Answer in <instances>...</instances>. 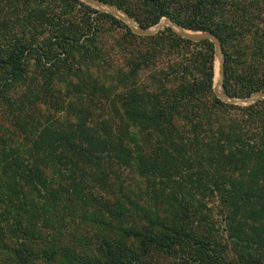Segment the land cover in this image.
I'll list each match as a JSON object with an SVG mask.
<instances>
[{"label":"trees","instance_id":"1","mask_svg":"<svg viewBox=\"0 0 264 264\" xmlns=\"http://www.w3.org/2000/svg\"><path fill=\"white\" fill-rule=\"evenodd\" d=\"M99 1L142 30L214 35L223 93L264 91V0ZM213 85L208 40L139 36L80 0H0V264H264V100ZM66 218L89 229L69 240Z\"/></svg>","mask_w":264,"mask_h":264},{"label":"rangeland","instance_id":"2","mask_svg":"<svg viewBox=\"0 0 264 264\" xmlns=\"http://www.w3.org/2000/svg\"><path fill=\"white\" fill-rule=\"evenodd\" d=\"M81 1V0H80ZM82 2V1H81ZM82 3H84V2H82ZM85 4V3H84ZM85 5H87V4H85ZM87 6H89L92 10H94V11H96V12H99V13H105V14H109V15H111V16H113L116 20H118V21H120V22H122V23H124L125 25H127L128 26V24L126 23V22H124V21H122L119 17H117V16H115V15H113L112 13H111V9H109V8H97V7H95V6H91V5H87ZM119 10V9H118ZM120 11V10H119ZM120 12H122V11H120ZM119 12V14L122 16V17H124L125 18V16L122 14V13H124V12H122V13H120ZM124 14H126V13H124ZM127 15V14H126ZM128 16V15H127ZM128 18L131 20V22H132V25H133V27L134 28H137V29H139L138 27H137V25H136V23H134V21L128 16ZM160 23V26H159V29L157 30V32L158 31H162L164 28H166V27H170V26H167L166 24H169L170 22L167 20V19H165V18H162L161 19V21L159 22ZM158 23V24H159ZM157 24V25H158ZM156 26V25H155ZM154 26V27H155ZM129 27V26H128ZM154 27H151V28H149V29H154ZM175 30L177 29L176 27H173ZM172 28V29H173ZM183 30V29H182ZM114 28H113V26L112 25H108L107 23H103L102 24V26H101V37H102V44L105 46V47H108V49H109V45L110 46H112V48H111V50H110V52L108 53L109 54V56H110V58H109V64H110V68L109 67H106V68H104V70H109L107 73L109 74V73H111L112 72V70H113V68H112V66L113 65H115L116 63H115V61H118V56H117V54L115 53L116 51H115V47L113 46L114 45V43H113V39H114V37H115V34H116V32L114 31ZM188 33H191V34H194V33H201V32H190V31H187ZM217 61H219V60H217V58H215V55H214V85H213V90H217L218 91V93H221V91H222V79H221V89H220V91L216 88V85H215V71H216V64H217ZM35 67H36V62H35V60L33 59V58H31L30 60H29V62H28V72H29V77H34V74H35ZM102 71V72H101ZM32 73H34V74H32ZM103 75H104V72H103V70H100V71H95L94 72V76H96L100 81H102L103 80ZM111 75V74H110ZM223 92V91H222ZM215 93V92H214ZM216 95V94H215ZM216 97L218 98V99H220L217 95H216ZM67 99V98H66ZM232 99H234V100H238V99H244V98H232ZM220 100H222V101H224V102H227L228 103V101H225V100H223V99H220ZM66 101V100H65ZM102 102V101H101ZM103 103V102H102ZM104 107H103V105H100L99 106V104L97 103V105H98V108L99 107H102V109H104V110H98L99 112H97V113H95L94 114V118L95 119H103V118H106L107 117V114H106V111H107V104L108 103H105V101H104ZM231 104H235V105H240V106H246V105H250V104H244V103H231ZM37 109H38V111H37V114H39V118H41V119H45L46 117H47V119H48V117H50V116H52L54 119L53 120H57L59 123H64V122H68L71 118L68 116V115H66V113H64V112H55L54 110H52L50 107H48V106H44V105H40V104H38L37 105ZM103 111V112H102ZM52 120V121H53ZM8 126H9V123H8V121L2 116H0V132H2L3 131V129H8ZM14 129H9V132L10 131H13ZM18 132H19V130H18ZM3 133V132H2ZM1 133V136H5L6 134V132H4L3 134ZM8 135V134H7ZM14 140V139H13ZM17 142H19V141H17ZM132 178H134L132 181H129V183H131L133 186L139 181V178H137V177H135V176H131V179ZM139 183L140 182H138V185H139ZM85 228H88L87 226H84V225H80L79 224V220L78 219H69V218H66V224H64L63 225V230H65V232H66V235H67V237H68V239L70 240V239H72V237H73V235L75 234V232H77V234H80V233H84V229ZM89 229V228H88Z\"/></svg>","mask_w":264,"mask_h":264},{"label":"water","instance_id":"3","mask_svg":"<svg viewBox=\"0 0 264 264\" xmlns=\"http://www.w3.org/2000/svg\"><path fill=\"white\" fill-rule=\"evenodd\" d=\"M82 2H84L87 5H91V6H95L97 8H109L111 9V13L117 17H119L122 21L126 22L130 28V30L134 33L137 34L139 36H151L154 35L155 33H157V30L159 29L158 26H160V23L158 25H156L154 27V29H146V30H142V29H137L134 28L132 25L131 20L128 18V16L122 12H120L115 6L113 5H109V4H105L99 0H81ZM118 12L122 13L125 18L118 16ZM167 26L172 27V24H166ZM174 27V26H173ZM172 27V28H173ZM173 32L180 38L182 39H186L192 42H200L203 40H208L213 44L214 47V55L215 58L218 57L219 62H220V78L222 79L223 77V69H224V65H223V54H222V49H221V45L220 42L218 41V39L210 34V33H197V34H189L187 31L182 30L177 28L176 30L173 28ZM221 79H220V89H221ZM215 94L220 98L223 99L225 101H228V103H244V104H253L257 101H261L264 100V91H257L253 94H251L249 97L244 98V99H238V100H234L228 96H226L222 91L221 93L216 92V90H214Z\"/></svg>","mask_w":264,"mask_h":264},{"label":"bare ground","instance_id":"4","mask_svg":"<svg viewBox=\"0 0 264 264\" xmlns=\"http://www.w3.org/2000/svg\"><path fill=\"white\" fill-rule=\"evenodd\" d=\"M118 16H120V17H122L120 14H119V12H118V14H117ZM124 18V17H123ZM159 27V26H158ZM173 27V26H172ZM189 34H191V33H189ZM194 34H197V33H194ZM217 60H219L218 59V57H217ZM219 71H220V62L219 61H217V64H216V71H215V85H216V88L220 91V74H219ZM216 92H218L217 90H216Z\"/></svg>","mask_w":264,"mask_h":264}]
</instances>
